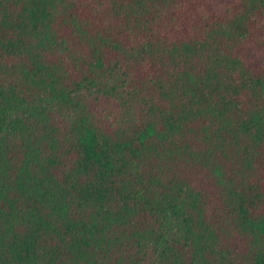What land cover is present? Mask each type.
Listing matches in <instances>:
<instances>
[{"label":"trees","instance_id":"obj_1","mask_svg":"<svg viewBox=\"0 0 264 264\" xmlns=\"http://www.w3.org/2000/svg\"><path fill=\"white\" fill-rule=\"evenodd\" d=\"M0 264H264V0H0Z\"/></svg>","mask_w":264,"mask_h":264}]
</instances>
